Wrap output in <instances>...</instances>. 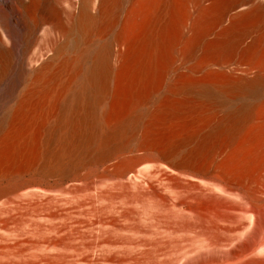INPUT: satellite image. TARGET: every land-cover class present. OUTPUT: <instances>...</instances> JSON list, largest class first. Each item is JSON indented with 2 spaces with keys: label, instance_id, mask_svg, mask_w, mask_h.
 <instances>
[{
  "label": "rangeland",
  "instance_id": "rangeland-1",
  "mask_svg": "<svg viewBox=\"0 0 264 264\" xmlns=\"http://www.w3.org/2000/svg\"><path fill=\"white\" fill-rule=\"evenodd\" d=\"M101 1L94 0V15ZM229 1L238 11L247 9L244 1L252 3L206 0L209 21L192 55L174 63L166 46L163 67L122 98L113 80L120 52L106 111L94 125L84 110L66 131L56 132L49 148L43 143L49 124L37 116L7 125L0 150L5 136L20 130L6 151L10 173L0 184L14 182L0 193V264H264V81L245 93L227 94L215 85L264 75V0L253 1L259 9L241 44L235 33L213 24ZM79 2L0 0V119L53 52L56 20L44 6H75L77 12ZM106 2L127 42L143 34L156 7L155 0ZM229 20L223 25L230 26ZM114 30L84 47L93 52ZM176 44L183 48L178 41L170 45ZM179 83L182 92L169 93ZM158 104L168 111L150 121ZM243 105L249 110L239 120ZM121 123L120 135L107 138ZM88 132L97 136L76 153L78 139ZM27 140L39 141L20 155ZM240 146L259 150L258 158L243 166L235 157ZM167 147L176 154L168 155ZM69 158L77 160L65 170Z\"/></svg>",
  "mask_w": 264,
  "mask_h": 264
},
{
  "label": "bare ground",
  "instance_id": "bare-ground-1",
  "mask_svg": "<svg viewBox=\"0 0 264 264\" xmlns=\"http://www.w3.org/2000/svg\"><path fill=\"white\" fill-rule=\"evenodd\" d=\"M155 1V13L143 26V34L136 36L130 42H127L117 16H113L112 13L109 14L106 0L99 3L98 15L92 13L94 0H80L77 12H75V6L73 9H55L52 6L45 5L44 12L48 17L56 20V38L52 43L53 52L35 70L25 93L14 104V107L0 119V144L3 142L1 140L3 138L2 133L7 125L15 124L22 118L28 119L31 117L33 119L34 116H37L42 122H47V126L49 124L43 139V143L47 148L50 147V141L55 139L56 132L59 130L66 131L65 128H69L73 120L84 116V110L90 113L91 125L97 123V118L104 115L106 111V101L115 74L114 67L116 63L113 60L117 58L120 52L122 56H119V70L113 79L118 89L117 96L119 98L125 97L130 89L141 88L155 76L158 69L164 65L162 62L166 46L169 45L170 47L169 56L172 57L174 63L183 57H190L201 38L202 26L207 25L209 21V18L207 19L208 14L205 15L209 13V11H206L208 5L205 6L204 4L206 0ZM253 1L252 3L244 1V4L247 5L246 10V7L243 6L244 11H238L236 3L232 1L223 4L213 24L220 26L223 33H235L236 43L241 44L249 35V28L247 27L253 23L254 10L258 8L254 7L255 3ZM226 19L231 20H229L231 22L230 26L223 25ZM112 28L115 29L114 33L102 46L96 48L93 52L84 47V44L92 40H100L103 37L101 35L110 32ZM172 41L182 43L183 48L178 47V44L175 46L170 45ZM123 46L124 51H122ZM0 56H5L2 50H0ZM174 69L176 71L180 70L179 67ZM260 81H264V75L257 73L252 77L239 76L218 82L215 85L227 94L230 91L245 93V90H249L255 83ZM170 87L169 93L176 96L184 88L180 83L173 84ZM171 105L175 106L173 103ZM165 106L156 105L152 109L150 121L159 120L168 111V106ZM244 106L248 107L243 105L242 109L237 111L239 120H242L244 114L249 110ZM123 127L124 123H121L117 129L109 132L106 137L119 136ZM260 127L264 131V122ZM19 130L20 127H17L11 133H8L5 136L7 143L2 144L4 148L0 150V184L9 176V156L6 151H11L13 138L16 133H19ZM40 132L42 133V130L39 127L37 134L39 135ZM23 133L25 132L23 131ZM94 136H97V134L93 132L82 135L78 139L75 152L82 154L86 142ZM209 136L210 134H207L204 137L208 138ZM35 143L27 140L23 147H20V155L27 156L35 148ZM140 144L147 148L154 147V144L147 141H142ZM256 150L250 152L246 147L240 146L235 157L240 164L245 166L258 158L259 154L256 152L259 150ZM166 151L168 155L176 154L173 147H167ZM49 153V149H47V154ZM63 153L60 155H63ZM210 153L212 155L214 150H211ZM60 155H58V159ZM69 159V164H65V170H69L74 161L77 160V158ZM47 167L46 164L42 163L40 169L45 170ZM47 173L49 172L44 174ZM13 185L14 182L11 180L5 186H0V193L10 190Z\"/></svg>",
  "mask_w": 264,
  "mask_h": 264
}]
</instances>
